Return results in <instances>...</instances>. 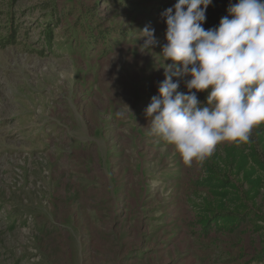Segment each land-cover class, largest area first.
<instances>
[{
    "label": "rangeland",
    "instance_id": "obj_1",
    "mask_svg": "<svg viewBox=\"0 0 264 264\" xmlns=\"http://www.w3.org/2000/svg\"><path fill=\"white\" fill-rule=\"evenodd\" d=\"M176 2L0 0V264H264V222L205 228L198 185L229 148L264 160V124L191 167L148 132ZM190 78L172 77L181 93ZM247 207L264 217V185Z\"/></svg>",
    "mask_w": 264,
    "mask_h": 264
},
{
    "label": "clouds",
    "instance_id": "obj_2",
    "mask_svg": "<svg viewBox=\"0 0 264 264\" xmlns=\"http://www.w3.org/2000/svg\"><path fill=\"white\" fill-rule=\"evenodd\" d=\"M211 2L177 0L161 13L165 79L145 110L149 134L171 145L186 167L202 165L218 145L249 143L264 124V0L230 3L219 26L205 29ZM154 31H139L141 52L157 44ZM173 76L191 77L187 93ZM197 92H207L205 102Z\"/></svg>",
    "mask_w": 264,
    "mask_h": 264
},
{
    "label": "trees",
    "instance_id": "obj_3",
    "mask_svg": "<svg viewBox=\"0 0 264 264\" xmlns=\"http://www.w3.org/2000/svg\"><path fill=\"white\" fill-rule=\"evenodd\" d=\"M237 2L238 0H212L205 12L206 20L203 27L205 29L218 27L221 18L228 15L229 4ZM47 6L53 8L51 5ZM55 10L56 7H54V12ZM8 17L10 19L8 22L12 24L14 21L13 13ZM52 24L54 22L49 21V27L46 28L45 33L49 42H52L50 40L53 39ZM9 28L12 30L11 32L15 31L11 25ZM4 42L7 44L14 42V37L8 36L2 45H5ZM226 167L228 169L234 168L236 174L242 175V181L248 184V189H242L232 180L230 175L224 171ZM259 171L264 172V160L258 156L257 151L251 154H243L236 147L229 148L226 155L221 157L215 166L207 167L205 177L198 182V185L206 189L209 194V197L204 199L203 204H200L199 211L202 219L200 223L205 228L215 227L217 230L231 232L247 220L253 221L256 225L257 222H264V217L261 215L250 216L252 210L247 207L248 201H256L264 185V175H258ZM256 230H264V225H257Z\"/></svg>",
    "mask_w": 264,
    "mask_h": 264
},
{
    "label": "bare ground",
    "instance_id": "obj_4",
    "mask_svg": "<svg viewBox=\"0 0 264 264\" xmlns=\"http://www.w3.org/2000/svg\"><path fill=\"white\" fill-rule=\"evenodd\" d=\"M21 112V111H20Z\"/></svg>",
    "mask_w": 264,
    "mask_h": 264
}]
</instances>
